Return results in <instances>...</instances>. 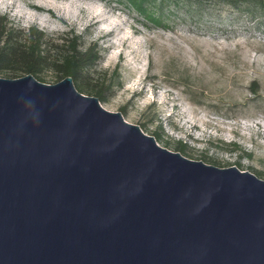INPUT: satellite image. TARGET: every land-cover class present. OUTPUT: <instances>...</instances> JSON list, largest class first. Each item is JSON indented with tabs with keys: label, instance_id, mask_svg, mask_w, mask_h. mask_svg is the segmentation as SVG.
<instances>
[{
	"label": "water",
	"instance_id": "obj_1",
	"mask_svg": "<svg viewBox=\"0 0 264 264\" xmlns=\"http://www.w3.org/2000/svg\"><path fill=\"white\" fill-rule=\"evenodd\" d=\"M0 264H264V178L160 146L70 76H0Z\"/></svg>",
	"mask_w": 264,
	"mask_h": 264
},
{
	"label": "rangeland",
	"instance_id": "obj_2",
	"mask_svg": "<svg viewBox=\"0 0 264 264\" xmlns=\"http://www.w3.org/2000/svg\"><path fill=\"white\" fill-rule=\"evenodd\" d=\"M259 12L183 0L155 9L159 25L125 0H0V15L13 27L43 31L48 45L78 35L81 49L94 47L99 58L88 72L106 91L101 103L160 146H185L189 159L254 174L264 173ZM43 76L58 80L51 70Z\"/></svg>",
	"mask_w": 264,
	"mask_h": 264
},
{
	"label": "trees",
	"instance_id": "obj_3",
	"mask_svg": "<svg viewBox=\"0 0 264 264\" xmlns=\"http://www.w3.org/2000/svg\"><path fill=\"white\" fill-rule=\"evenodd\" d=\"M125 1L145 19L161 25V20L155 16V9L176 5L183 0ZM209 1L226 4L234 9H239L242 6L258 9L259 16L264 18V0ZM44 36L43 31L34 26L26 30L13 27L5 15H0V74L19 77L29 73L37 80L44 81V71L51 70L56 74L58 81L70 76L79 92L95 96L100 102L104 101L105 89L101 84L93 81L88 72L90 66L99 58L97 50L92 46L81 49L78 35L63 38L61 45L57 43L48 45L45 43ZM175 150L182 155L186 151L185 146Z\"/></svg>",
	"mask_w": 264,
	"mask_h": 264
}]
</instances>
